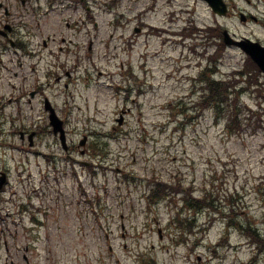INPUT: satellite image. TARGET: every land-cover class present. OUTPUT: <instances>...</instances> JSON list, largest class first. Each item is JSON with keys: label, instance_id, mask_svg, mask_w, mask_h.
I'll return each instance as SVG.
<instances>
[{"label": "rangeland", "instance_id": "1", "mask_svg": "<svg viewBox=\"0 0 264 264\" xmlns=\"http://www.w3.org/2000/svg\"><path fill=\"white\" fill-rule=\"evenodd\" d=\"M99 1L78 35L85 45L93 37V52L52 97L67 122V149L41 104L15 100L20 88L0 82V169L8 172L0 236L10 248L3 263L143 264L151 256L158 264H264V75L252 76L259 89L252 84L240 96L234 128L243 130L231 134L227 117L196 114L198 79L209 63L217 64L216 77L232 75L246 55L227 46L215 62L216 45L203 37L136 32V13L153 0ZM179 7L186 9L180 18L213 22L201 0H158L142 17L171 26L166 11ZM121 12L127 23L114 22ZM226 22L238 34L262 32L237 18ZM78 57L68 58L73 67ZM1 72V81L19 80ZM23 124L45 126L33 146L21 138ZM164 183L172 193L164 198L161 190L154 203L150 190ZM203 196L211 207L190 212L184 197Z\"/></svg>", "mask_w": 264, "mask_h": 264}, {"label": "flooded vegetation", "instance_id": "2", "mask_svg": "<svg viewBox=\"0 0 264 264\" xmlns=\"http://www.w3.org/2000/svg\"><path fill=\"white\" fill-rule=\"evenodd\" d=\"M230 13L236 7L226 0ZM91 0H0V54L13 53L27 58V67L36 70V56L49 54L51 57H56L58 49L52 46L50 34H44L45 29L53 30V32L64 31L65 27H70L71 22L68 19L64 20L67 12L73 14L76 9L89 10ZM61 3L63 15V22L48 21L49 15H57L58 4ZM243 11H240L242 14ZM247 20V16H244ZM251 19L257 21L254 15L249 16ZM83 21V18H82ZM64 24V25H63ZM245 37V36H241ZM62 41H66L67 37L60 34ZM62 50L61 54H67L68 48L64 44L59 47ZM66 60L65 57L61 60L54 58L55 66L60 65ZM40 61V60H38ZM20 67L25 65V61L19 59ZM15 76L21 77L26 82L24 75L19 76L16 71ZM58 77L57 80H60ZM34 83V81H33Z\"/></svg>", "mask_w": 264, "mask_h": 264}, {"label": "trees", "instance_id": "3", "mask_svg": "<svg viewBox=\"0 0 264 264\" xmlns=\"http://www.w3.org/2000/svg\"><path fill=\"white\" fill-rule=\"evenodd\" d=\"M207 81H205V89L207 90L206 94H202L201 102L205 104V106L212 107L217 113L220 114H226V112H229V115L232 117L231 110H227L226 108L231 106V99L234 97V99L238 98V94L240 92L239 89H237L236 82L231 80H223V79H212L207 78ZM163 189H161V186H157L153 189H151V193L149 194V197L152 198L153 202L158 200L160 198L161 190L165 191L163 193L164 198H169L172 191L166 192L165 188L167 185L164 183L162 184ZM160 195H157V194ZM184 200L187 202V205L191 207V209H196L197 207H200L201 204H208L207 198L200 199L199 204L196 200H193L192 197H184ZM210 203V202H209ZM188 218V217H187ZM236 225H239L238 223H235ZM244 224V223H242ZM246 229H249L251 233L256 232L255 230L251 229V225L247 226ZM144 264H157L154 258L148 257L147 259H144Z\"/></svg>", "mask_w": 264, "mask_h": 264}, {"label": "water", "instance_id": "4", "mask_svg": "<svg viewBox=\"0 0 264 264\" xmlns=\"http://www.w3.org/2000/svg\"><path fill=\"white\" fill-rule=\"evenodd\" d=\"M212 1V0H211ZM210 1V2H211ZM251 56L260 67L264 70V53L261 51V46L258 43H252L250 41L238 42Z\"/></svg>", "mask_w": 264, "mask_h": 264}]
</instances>
